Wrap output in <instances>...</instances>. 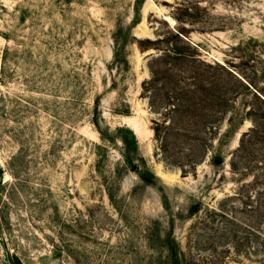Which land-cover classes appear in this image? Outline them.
<instances>
[{"label":"rangeland","instance_id":"374dc122","mask_svg":"<svg viewBox=\"0 0 264 264\" xmlns=\"http://www.w3.org/2000/svg\"><path fill=\"white\" fill-rule=\"evenodd\" d=\"M147 40L255 88L156 137ZM254 93L264 0H0V264H264V139L233 162Z\"/></svg>","mask_w":264,"mask_h":264},{"label":"trees","instance_id":"16d2710c","mask_svg":"<svg viewBox=\"0 0 264 264\" xmlns=\"http://www.w3.org/2000/svg\"><path fill=\"white\" fill-rule=\"evenodd\" d=\"M147 42L151 45L141 48L142 51L147 52L153 49L156 52L149 57L147 66L150 72V78L143 82L142 90L145 94L144 98L149 102L151 111L164 117L162 122L154 121V132L156 137L161 134L162 127L169 129L166 131V134H168L171 130L175 129H170L172 126H182V123H186L187 125L192 124V126H194V124L197 123V121L191 119V116L190 118L188 117L190 113L189 101L197 96V94L200 95L199 100L202 103H205L203 109H206V112L203 114V123L205 125H211L214 121V112H225L228 114V101H233L246 95L245 93L240 92L239 85L240 87H246L247 91H250L247 85L254 87L251 82L245 85L239 76L237 77L225 69V66L219 64L213 66L207 64L197 56H186L169 48L161 49L159 46H155L156 44L151 40H147ZM123 51V47L117 44L115 49V61L118 65H123L125 68H129L128 59L125 57V54H123ZM172 57L176 59L182 58L186 63H184V61L181 63L171 62L169 59ZM216 67L224 70L226 72L225 74H228V77L225 79L221 73L212 71L216 70ZM233 78L236 79V81ZM225 83L227 85H225ZM211 89L217 90L215 95L216 99L214 100L218 101V105H220L217 111L211 110L212 108L207 105L209 98L202 97L204 91ZM253 96L264 104V98L262 99L255 93ZM222 99L226 100L224 104H222ZM125 115H129V112H125ZM247 115L252 119L253 127L251 130L243 134L237 153L233 155V162L242 149L245 148L247 140H257L256 143H254L256 145L258 139H264L263 116L252 110H249ZM234 116H238V113L234 115L231 114L229 120L230 125H232L233 121L236 119ZM250 145L253 146V142H251ZM255 145L253 146V151L250 153V156L258 151L255 150ZM163 148L165 151H169L167 143H165ZM233 162L231 166L234 169L235 164ZM259 209L260 212L264 213V204L261 202L259 203ZM262 224H264V219L262 220ZM258 234L260 239L264 240V232L259 230Z\"/></svg>","mask_w":264,"mask_h":264}]
</instances>
